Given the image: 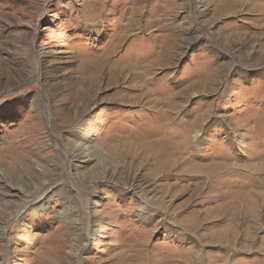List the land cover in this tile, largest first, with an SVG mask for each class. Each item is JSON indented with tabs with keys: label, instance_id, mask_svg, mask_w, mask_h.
Returning <instances> with one entry per match:
<instances>
[{
	"label": "rangeland",
	"instance_id": "1",
	"mask_svg": "<svg viewBox=\"0 0 264 264\" xmlns=\"http://www.w3.org/2000/svg\"><path fill=\"white\" fill-rule=\"evenodd\" d=\"M0 264H264V0H0Z\"/></svg>",
	"mask_w": 264,
	"mask_h": 264
},
{
	"label": "bare ground",
	"instance_id": "2",
	"mask_svg": "<svg viewBox=\"0 0 264 264\" xmlns=\"http://www.w3.org/2000/svg\"><path fill=\"white\" fill-rule=\"evenodd\" d=\"M11 192H12V191H11ZM13 192H14V191H13ZM10 195L14 196L15 194H14V193H10ZM34 198H35V197H33V195H32V196H29V198L26 200V203H31V202L36 203L37 200H35Z\"/></svg>",
	"mask_w": 264,
	"mask_h": 264
}]
</instances>
